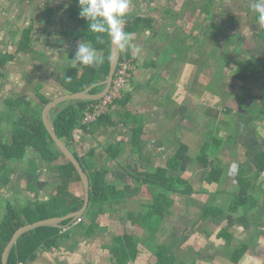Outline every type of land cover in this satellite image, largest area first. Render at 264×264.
Returning a JSON list of instances; mask_svg holds the SVG:
<instances>
[{
	"label": "crops",
	"instance_id": "crops-1",
	"mask_svg": "<svg viewBox=\"0 0 264 264\" xmlns=\"http://www.w3.org/2000/svg\"><path fill=\"white\" fill-rule=\"evenodd\" d=\"M70 1L60 0L54 9L44 0H0V54L13 55L0 67V141L10 140L12 122L24 104L42 111L50 100L73 93L66 88L72 87L66 74L68 68L81 69L71 59L82 42L68 32L78 29L66 7ZM239 6L238 0H130L128 15L149 25L130 33L140 53L129 48L133 69L127 101L111 105L114 123L93 122L72 134V150L85 161L86 173H103L109 199L88 214L89 198L76 217L81 221L61 220L59 229L69 227L37 244L26 264H116L118 247L122 264H264V171L258 167L264 152V116L259 113L264 75L236 77L244 65L264 56V40L255 33L261 24L255 21L257 13L247 6L234 16ZM26 30L30 41L20 49ZM252 47L261 51L258 57ZM172 160L178 161L177 169L168 168L166 175L187 180L192 193L142 181L143 174ZM4 161L10 168L0 179V220L8 205L21 211L36 208L56 194L60 180L52 166L65 162L64 157L49 166L28 147L21 162ZM216 164L223 175L208 181ZM238 174L253 178L256 188L246 208L233 211ZM68 190L82 200V209L81 179L70 182ZM158 199L166 210L147 225L146 214ZM207 206L221 213L205 215ZM47 213L41 208L30 212L31 223L73 212L42 219ZM241 246L245 249L238 256Z\"/></svg>",
	"mask_w": 264,
	"mask_h": 264
},
{
	"label": "trees",
	"instance_id": "trees-1",
	"mask_svg": "<svg viewBox=\"0 0 264 264\" xmlns=\"http://www.w3.org/2000/svg\"><path fill=\"white\" fill-rule=\"evenodd\" d=\"M67 9L70 15V18L78 25V29L70 28L69 34L73 35L75 39H79L82 43L91 44V46L96 49L97 54L105 57V62L98 67H87L82 66L81 71L76 67L68 68L66 84L68 80L71 82L72 87H66L70 92L82 91L88 86L95 84L99 81L105 79L109 71V59H110V40L108 33H97L93 32L90 27H88V21L79 16V4L78 0H71L67 4ZM258 18V14H257ZM90 23V22H89ZM149 25L147 19H143L139 16H130L125 17V31L131 33L139 25ZM30 30H26L23 34L24 42L20 49H23L29 44L30 41ZM256 36L264 40V21L261 22V27L255 32ZM122 54L130 56L129 49H121ZM13 59L12 54H0V67L5 65L8 61ZM255 62L261 64H254L252 61L250 64H246L242 67L244 71H238L236 77L244 80L247 76L251 74L261 73L264 75V56L254 58ZM80 71V73H78ZM247 72V74L245 73ZM1 75V71H0ZM65 81V80H64ZM65 83V82H64ZM65 84V85H66ZM104 85H96L92 87L89 92L95 93L100 91ZM127 93H125L120 99H117L115 102L126 103ZM97 101V100H96ZM47 100H43V103H46ZM95 102L91 100H71L66 103H61L55 106L51 112V120L53 123L54 130L58 137L64 142V144L74 153V155L79 160L81 166L85 171L88 167L86 166L85 161L71 148L72 144V134L73 130L79 127H85L86 125L81 124V118L83 117L84 109L88 103ZM114 102V103H115ZM10 104V103H9ZM19 116L16 120L12 122V128L10 130V140L9 141H0V179L6 178V174L9 171L10 166L6 160H16L21 162L25 155L28 147L34 149L40 157L49 165L52 166V162L59 157H64L60 152L57 146L54 144L53 140L48 134L43 121L41 119V110L31 107L30 105L21 106ZM260 115L264 116V96L260 98ZM115 121L111 119L110 115L107 113L101 115L97 118L94 123L99 125L112 124ZM264 152L260 153L259 158V170L264 171ZM65 162L58 165H53L52 167L57 171L59 177V183L57 185L56 194L51 197L50 201L42 206L37 205L36 208L28 207L24 210H17L16 208L8 205L6 207V212L4 217L0 220V264H2L1 256L2 251L7 244V242L12 237L13 233L22 225L26 223H31L35 220L34 217H31L29 214L32 211L41 208L42 211L49 210L47 214H43L41 217L46 218L47 216H61L65 215L68 211L74 212L77 211L82 204V200L79 197L73 196L72 193L68 190V185L70 182L79 180V174L76 171L74 165L66 158ZM206 158L203 156L201 162H205ZM178 161L172 160L170 164L165 168H159L154 173H148L142 175V181L147 184L159 185L164 190L172 191L174 189H179L182 193H192V185L188 183L187 180L179 178L177 176H168L166 171L168 168L177 169ZM32 167V166H31ZM36 171L33 169H28ZM38 171V170H37ZM223 175V169L219 165H214L210 169V173L206 176L208 181H219L220 177ZM89 184H90V211L88 214L93 213V208L98 204L101 206L102 203L109 199L110 189L105 187L103 173L99 170H94L91 173H87ZM237 183L239 184V189L234 193V197L230 204V209L237 211L239 207L246 208V203L251 199L253 200V192L256 188V182L253 178L245 177L242 174H238ZM112 191V188H111ZM113 192V191H112ZM159 198H162L163 201H167L163 194H159ZM63 206V210H60ZM166 210V206H163L161 201L156 200L155 204L151 205L149 211L147 212V218L144 219V222L152 223L150 218H155L159 220L163 212ZM221 213L219 208L205 207V215H214L217 216ZM23 215L26 216V219L23 218ZM245 216L240 217V221H244ZM66 220L64 222H68ZM145 224V225H146ZM148 225V224H147ZM155 227H150L151 231L154 232ZM64 231L63 228L59 229L58 227L51 226H39L28 232L23 233L17 239L15 245L10 250L8 255L7 264H17L19 261H26L28 257L33 255V251L36 248L37 244L41 241H46L47 236L50 234L53 238L57 235L58 231ZM52 241V240H50ZM245 246L239 247L237 250V255L240 256L243 253ZM120 250V252H119ZM116 251L119 252V261L116 264H122V250L118 247Z\"/></svg>",
	"mask_w": 264,
	"mask_h": 264
},
{
	"label": "clouds",
	"instance_id": "clouds-1",
	"mask_svg": "<svg viewBox=\"0 0 264 264\" xmlns=\"http://www.w3.org/2000/svg\"><path fill=\"white\" fill-rule=\"evenodd\" d=\"M129 3L130 0H78L79 16L88 21V27L93 32L108 33L115 46L125 50L131 47L138 55L140 47L131 45L132 36L125 31ZM251 9L258 14L259 21H264V0H251ZM71 60L76 65L98 67L105 62V57L97 54L91 44L79 43Z\"/></svg>",
	"mask_w": 264,
	"mask_h": 264
},
{
	"label": "water",
	"instance_id": "water-1",
	"mask_svg": "<svg viewBox=\"0 0 264 264\" xmlns=\"http://www.w3.org/2000/svg\"><path fill=\"white\" fill-rule=\"evenodd\" d=\"M109 40H110V59H109V71L105 79L102 81L96 83L100 85H104L103 88L95 93H90L89 90L94 87L96 84H92L91 86L85 88L82 91L78 92H73V93H68V94H63L61 96H58L49 102H47L42 111H41V118L43 121V124L48 131L49 136L53 140L54 144L57 146V148L60 150V152L66 157L75 167L76 171L79 174V177L82 181L84 191H85V198H84V204L82 209L75 211L73 213H70L64 217H53V218H47L43 219L34 223H29V224H24L20 226L12 235L10 240L7 242L5 245L3 251H2V256H1V261L2 264H7L8 260V255L10 253V250L12 247L15 245L17 239L19 238L20 235H22L25 232H28L36 227L39 226H51V227H60V222L61 220L65 219H74L78 215L82 214L84 212V209L86 207V204L89 200V192H90V184H89V179L87 176L86 171L83 169L81 166L79 160L77 157L74 155V153L64 144V142L58 137L56 134L53 123L51 120V111L55 106L60 104L61 102L65 101H71V100H91V101H96L101 99L107 90L109 89L112 79L114 77V72L116 70V67L118 65L120 56H121V49L118 48L113 44V41L109 35ZM7 175V174H6Z\"/></svg>",
	"mask_w": 264,
	"mask_h": 264
},
{
	"label": "built area",
	"instance_id": "built-area-1",
	"mask_svg": "<svg viewBox=\"0 0 264 264\" xmlns=\"http://www.w3.org/2000/svg\"><path fill=\"white\" fill-rule=\"evenodd\" d=\"M132 69V59L122 54L121 51V56L109 89L101 99L88 103L84 109L81 124L87 125L95 122L98 117L109 111L111 105L114 104L117 99H120L126 93V85L130 79ZM79 221H81V218H76L73 224ZM68 227L69 226L63 227V230H66ZM17 264L26 263L19 261Z\"/></svg>",
	"mask_w": 264,
	"mask_h": 264
},
{
	"label": "rangeland",
	"instance_id": "rangeland-1",
	"mask_svg": "<svg viewBox=\"0 0 264 264\" xmlns=\"http://www.w3.org/2000/svg\"><path fill=\"white\" fill-rule=\"evenodd\" d=\"M45 1V3H46V5L47 6H53L54 7V9H57L58 7H59V2H60V0H44ZM239 1V3H240V6L236 9V11H239V13L238 14H234V16H238L239 17V14L241 15V13H240V10L239 9H241V8H245V7H247V6H249V7H251V0H238ZM20 2L22 3V2H24V3H26L27 2V0H20ZM42 3V2H41ZM233 4V3H232ZM25 5V4H24ZM229 5V4H228ZM231 9L234 11V6L233 5H231ZM252 10V9H251ZM253 11V10H252ZM224 13H225V15H226V11L224 10ZM256 21V23H258V24H260L262 21H259V19H257V20H255ZM255 23V24H256ZM245 25H247V23L245 22L244 23ZM255 27H257V26H255ZM258 27L260 28L261 27V24H260V26L258 25ZM258 28V29H259ZM256 29V28H255ZM257 30V29H256ZM246 35H247V33H246ZM234 37V36H233ZM254 38H255V36H254ZM234 39H235V37H234ZM253 48V51L251 52L252 54H254L255 56H257L258 57V55L259 54H261L260 52V50L258 49V47H252ZM123 50V49H122ZM256 64H261V63H259V62H257ZM227 76H231L230 75V73L228 74H226ZM235 186V182H233L232 183V186ZM233 188V187H232ZM251 201V200H250Z\"/></svg>",
	"mask_w": 264,
	"mask_h": 264
}]
</instances>
